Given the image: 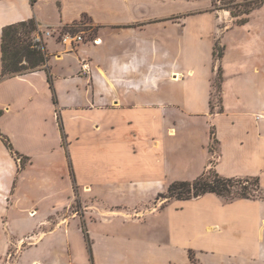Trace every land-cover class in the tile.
<instances>
[{
    "label": "crops",
    "instance_id": "crops-1",
    "mask_svg": "<svg viewBox=\"0 0 264 264\" xmlns=\"http://www.w3.org/2000/svg\"><path fill=\"white\" fill-rule=\"evenodd\" d=\"M32 18L101 42L67 51L44 35L48 69L3 77V28ZM232 19L215 0H0V264H264V199L159 193L212 166L264 189V4ZM126 183L153 195L99 211L155 231L96 229L71 210L76 189Z\"/></svg>",
    "mask_w": 264,
    "mask_h": 264
},
{
    "label": "trees",
    "instance_id": "trees-1",
    "mask_svg": "<svg viewBox=\"0 0 264 264\" xmlns=\"http://www.w3.org/2000/svg\"><path fill=\"white\" fill-rule=\"evenodd\" d=\"M238 7L243 9L239 13L233 11L234 18H239L238 23H244L248 15L254 9L262 6L264 0H243L237 2ZM77 30V28H73ZM39 31L37 21L32 18L17 23L6 25L2 34V76H13L23 74L32 70L46 68L49 60V54L45 45L41 42H35L34 35ZM223 55L218 44H216V56ZM49 80L53 85V77L49 73ZM223 75L222 68L219 66L216 78V93L221 101ZM57 101V99H55ZM215 107V105H214ZM2 115V111H0ZM212 140L216 141L214 130H211ZM6 146L13 150L12 143L8 138L2 136ZM211 150L214 148L211 143ZM28 162L26 156L21 157V163L18 171H21ZM206 193H215L228 201L234 199L248 198L264 199V189L258 176L228 177L220 174L213 166L206 169L202 174L193 180H178L170 184L168 191L161 196L165 198H174L180 200H189L200 197ZM86 236L87 230L83 224Z\"/></svg>",
    "mask_w": 264,
    "mask_h": 264
},
{
    "label": "rangeland",
    "instance_id": "rangeland-1",
    "mask_svg": "<svg viewBox=\"0 0 264 264\" xmlns=\"http://www.w3.org/2000/svg\"><path fill=\"white\" fill-rule=\"evenodd\" d=\"M238 1L239 0H215L216 10L219 12V15L222 16V19H223V27H225L226 25L231 23V20H233L232 19L233 15H232L231 11H233L235 13H239L243 9L241 6L238 7V4H237ZM234 20L237 21V20H239V18H235ZM86 21L87 20H84V22H86ZM68 30H70V29L68 28ZM76 32H79V30ZM83 35L86 38V41L89 38L94 39L93 37H95L94 33L89 36V34L87 32H85V33H83ZM88 42H93V41L88 40ZM43 44H44V41H43ZM90 44L93 45V43H90ZM218 46L222 50V46L219 43H218ZM216 72L217 73H216L215 79L217 78V74H218L217 68H216ZM215 85H216V80H215ZM177 88L180 90L182 89L178 86H177ZM149 100L151 102L155 101V99H153V98H151ZM213 100H214V104L216 106L220 105V101L218 99L216 91H214ZM212 146H213L214 152H215L217 150V142L212 141ZM118 166L120 167V163ZM125 186H129V185L126 183ZM95 189L96 190L93 192H84V191L80 190V188L78 190L76 189L75 199L72 202L73 208L71 210H73L75 212L79 211V213H81L80 208L85 209V212L83 214L84 215L83 219L86 218L87 221L92 220L91 222L93 225L96 226V229H101V230L107 229V230H112V231H118L119 233H124V234H128V233L138 234L140 232H142V234H147L149 232L155 231V230H153V228H154L153 226H150L146 230L145 228H141V226L139 224L134 225V221H128L126 219H123L122 215H116V216L110 217L111 216L110 214H105V213H102L101 211H99L105 205L109 208L112 206H117V205L123 206V204L127 205L128 202H131L132 200L136 201L138 199H146L147 194L150 195V197H152V195H153L152 191H149L147 189H146V191H143L141 188H138V187L135 188V187H131V186L124 187V188H118V187L111 188L110 184H102V185H99L98 187H95ZM167 191H168V189H167ZM167 191L164 190V191H160L159 193L165 194ZM160 196H161V194H160ZM161 197H162V198H160L161 200L166 199L163 196H161ZM154 200L155 199L153 198V201ZM104 203H105V205H104ZM79 213H78V215H80ZM105 216H108V220H109V218H111L113 223L109 224L108 220L103 219ZM152 217H153L152 215H149L148 217H146V219L148 220V219H151ZM129 219L130 220L134 219V216L131 215L129 217ZM141 221H143V219ZM72 229H73V239H72L73 248L76 251L78 250L80 253H82V250H81L82 236L80 235V231L78 230L74 221L72 223ZM140 229H142V231L139 232ZM15 255H16V252L13 251V254L11 255L12 260H14V257H16Z\"/></svg>",
    "mask_w": 264,
    "mask_h": 264
},
{
    "label": "built area",
    "instance_id": "built-area-1",
    "mask_svg": "<svg viewBox=\"0 0 264 264\" xmlns=\"http://www.w3.org/2000/svg\"><path fill=\"white\" fill-rule=\"evenodd\" d=\"M54 34H59L61 42L66 46L67 51H72L78 46V44L85 42L86 38L83 33H74L70 30L64 32H56V29L48 27L44 33L39 28V31L36 32L34 36L35 42L43 43V36H52ZM95 43L99 42L98 38L92 39ZM81 71L82 73H89L91 71V64L87 59L81 60Z\"/></svg>",
    "mask_w": 264,
    "mask_h": 264
},
{
    "label": "bare ground",
    "instance_id": "bare-ground-1",
    "mask_svg": "<svg viewBox=\"0 0 264 264\" xmlns=\"http://www.w3.org/2000/svg\"><path fill=\"white\" fill-rule=\"evenodd\" d=\"M99 42H101V41H99Z\"/></svg>",
    "mask_w": 264,
    "mask_h": 264
}]
</instances>
